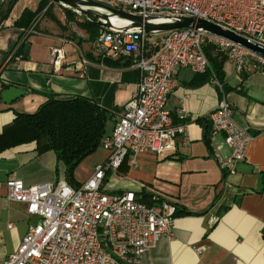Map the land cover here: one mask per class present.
<instances>
[{"label": "crops", "instance_id": "obj_1", "mask_svg": "<svg viewBox=\"0 0 264 264\" xmlns=\"http://www.w3.org/2000/svg\"><path fill=\"white\" fill-rule=\"evenodd\" d=\"M41 1L33 0L34 6L14 3L5 10L6 1L0 0V85H15L25 91L9 104L0 100V264L17 249L28 227L38 221L27 213L24 203L5 197L6 180L15 177L31 185L65 178L64 165L42 139H36L34 130L7 129L15 113L34 112L49 95L86 96L110 113L108 134L139 82V70L130 58L122 57L118 65L103 63L93 46L94 27L69 28L61 14L42 19L31 31L33 23L14 25L25 10H36ZM21 44L22 55H13ZM52 46H62L65 52L58 70L50 61ZM221 69L222 82L215 76L220 88L212 81V71L208 78L195 80L199 75L193 71L177 70L178 84L166 107L174 114L184 98L190 114L188 144L178 137L172 154L159 158L141 153L136 167L126 159L106 175L108 189L155 192L183 209L174 218L171 238L159 237L137 264H264V73L251 67L237 73L233 61L226 57ZM221 101L233 107L235 122L252 135L245 158L233 174L223 172L212 154V147L222 154L229 152L222 136L211 138L207 119ZM91 155L87 173L79 170L83 160L74 171L77 184L90 177L108 151L101 148ZM211 217L215 222L209 221Z\"/></svg>", "mask_w": 264, "mask_h": 264}, {"label": "built area", "instance_id": "obj_2", "mask_svg": "<svg viewBox=\"0 0 264 264\" xmlns=\"http://www.w3.org/2000/svg\"><path fill=\"white\" fill-rule=\"evenodd\" d=\"M99 1L142 17L157 16L153 22L170 21L175 16L204 19L264 47V0ZM85 16L95 23L94 18ZM149 34L138 27L122 30L121 25H98L94 49L101 59L130 58L139 70L137 91L124 104L110 133L101 139L100 146L108 155L85 181L75 185L65 177L24 185L19 178L6 180L5 197L24 203L27 213L38 217V221L28 227L3 264H137L159 237L171 238L177 205L155 192L147 204L132 190L108 189L107 173L116 171L126 159L136 167L141 153L159 158L172 154L178 137L182 144L189 143L190 114L183 105L184 98L174 114L167 109L166 101L178 84V69L212 71L206 46L232 60L237 73L246 67L264 73V58L195 26L167 30L159 38ZM64 60L63 47L52 46L53 68L58 70ZM212 78L222 87L214 74ZM207 119L211 138L222 136L229 148L227 154H222L212 147L216 163L223 172L233 174L245 158L252 135L235 122L233 107L225 101L219 102Z\"/></svg>", "mask_w": 264, "mask_h": 264}, {"label": "trees", "instance_id": "obj_3", "mask_svg": "<svg viewBox=\"0 0 264 264\" xmlns=\"http://www.w3.org/2000/svg\"><path fill=\"white\" fill-rule=\"evenodd\" d=\"M47 1L42 0L43 3H40L34 11L25 10L22 16L14 21V25L16 27L31 25L45 8ZM91 25L97 24L92 23ZM213 50L211 46L205 47L211 70L222 82L221 63L225 56L218 52L215 53ZM20 54L22 55V44L15 51V55ZM102 61L108 65H118L117 60L102 59ZM196 75L199 77L195 80H204L211 76V72L207 70L204 73H196ZM6 86L4 85V87ZM109 116L110 113L107 110L86 96L74 95L57 98L49 95L34 112H16L7 129L34 130L36 139H42L45 147L52 150L64 165L67 180L78 185L73 178L74 171L85 157L94 153L100 146L101 139L106 135ZM136 195L141 201L147 204L151 203L149 194L141 192ZM182 210L177 206L175 215L183 213Z\"/></svg>", "mask_w": 264, "mask_h": 264}, {"label": "water", "instance_id": "obj_4", "mask_svg": "<svg viewBox=\"0 0 264 264\" xmlns=\"http://www.w3.org/2000/svg\"><path fill=\"white\" fill-rule=\"evenodd\" d=\"M50 3L63 6L72 11H79L82 14L90 16L95 19V23L101 27L110 28L115 24L110 22L111 17H117L122 19L125 24L121 29H129L132 27L141 28L145 33L149 34L151 32H164L167 30L195 26L196 28H202L208 32L214 33L225 37L235 43H239L242 46L248 48L249 50L255 52L264 58V47L256 43H253L246 38L235 34L232 31L225 30L220 26L208 22L204 19H195L194 17L187 16H175L171 17L170 21L166 22H153V19H157V16H147L142 17L140 15H135L130 12H126L112 6H109L99 0H48ZM27 45L24 46V49ZM1 86V85H0ZM25 93L24 89L19 88L15 85H8L7 87L0 88V100L2 103L9 104L16 100L17 98L23 96Z\"/></svg>", "mask_w": 264, "mask_h": 264}, {"label": "rangeland", "instance_id": "obj_5", "mask_svg": "<svg viewBox=\"0 0 264 264\" xmlns=\"http://www.w3.org/2000/svg\"><path fill=\"white\" fill-rule=\"evenodd\" d=\"M5 1H6L5 10H7L8 7H11L12 5H14V3H16V5L18 4L20 6L22 4L29 3L30 6H34V5H32L33 0H5ZM55 14H57V15L61 14L62 20H66V24L69 26V28H72V26H74L75 28L80 27V28H85V29H88V27H90V28L94 27L95 30H97V32H98V28H96L95 25H91L92 22L89 21L85 15H83V14L80 15L79 13H74L73 11H69V9H67V8L56 6V4H53V5L52 4H48V5L46 4L45 8L38 14V18L36 19V21L33 22L32 27L35 30V27L37 24H39V25L42 24V19H47V20L54 19ZM69 24H71V25H69ZM77 29H79V28H77ZM162 35H163V32H154V33L149 34V36H151L152 38H159ZM213 51L215 52V50H213ZM213 51H212V53L215 54L216 52L214 53ZM101 148L102 147L99 146L97 148V150L94 153H92V155L91 154L90 155L94 156V154L96 152L98 153L101 150ZM88 156L83 159V161L80 165L79 170H81L82 173H84V172L87 173L91 167L90 163L92 162V159H91L92 157H88ZM167 200L169 202L173 203L168 198H167Z\"/></svg>", "mask_w": 264, "mask_h": 264}, {"label": "bare ground", "instance_id": "obj_6", "mask_svg": "<svg viewBox=\"0 0 264 264\" xmlns=\"http://www.w3.org/2000/svg\"><path fill=\"white\" fill-rule=\"evenodd\" d=\"M110 22H112L115 25H124L126 21L119 19L117 17H111Z\"/></svg>", "mask_w": 264, "mask_h": 264}]
</instances>
